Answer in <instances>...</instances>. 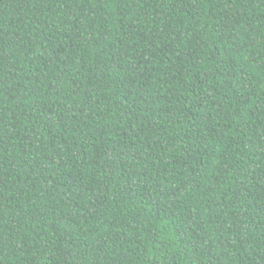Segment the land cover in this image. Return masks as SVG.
<instances>
[{"label": "trees", "instance_id": "16d2710c", "mask_svg": "<svg viewBox=\"0 0 264 264\" xmlns=\"http://www.w3.org/2000/svg\"><path fill=\"white\" fill-rule=\"evenodd\" d=\"M0 264H264V0H0Z\"/></svg>", "mask_w": 264, "mask_h": 264}]
</instances>
